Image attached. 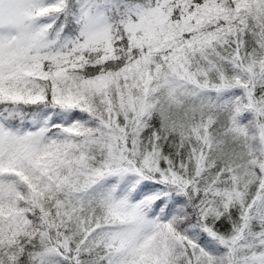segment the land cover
I'll return each mask as SVG.
<instances>
[{
    "label": "snow or ice",
    "instance_id": "1",
    "mask_svg": "<svg viewBox=\"0 0 264 264\" xmlns=\"http://www.w3.org/2000/svg\"><path fill=\"white\" fill-rule=\"evenodd\" d=\"M0 264H264V0H0Z\"/></svg>",
    "mask_w": 264,
    "mask_h": 264
}]
</instances>
